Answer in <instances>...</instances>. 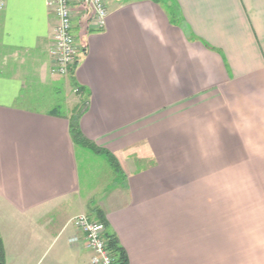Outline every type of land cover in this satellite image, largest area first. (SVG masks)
Instances as JSON below:
<instances>
[{
  "label": "crops",
  "instance_id": "crops-1",
  "mask_svg": "<svg viewBox=\"0 0 264 264\" xmlns=\"http://www.w3.org/2000/svg\"><path fill=\"white\" fill-rule=\"evenodd\" d=\"M51 1L0 0L5 264H91L71 220L96 209L129 264H264V0H105L102 31L71 0L66 77Z\"/></svg>",
  "mask_w": 264,
  "mask_h": 264
},
{
  "label": "built area",
  "instance_id": "built-area-1",
  "mask_svg": "<svg viewBox=\"0 0 264 264\" xmlns=\"http://www.w3.org/2000/svg\"><path fill=\"white\" fill-rule=\"evenodd\" d=\"M84 11L82 23L86 28L102 31L107 22L108 9L105 0H76ZM58 25L54 31L49 50L53 62V71L59 76H68L77 53V40L73 35V8L71 0H52ZM71 224L82 233L85 247L91 253V264H117L107 247L106 227L103 223L91 220L80 214L71 220Z\"/></svg>",
  "mask_w": 264,
  "mask_h": 264
},
{
  "label": "trees",
  "instance_id": "trees-1",
  "mask_svg": "<svg viewBox=\"0 0 264 264\" xmlns=\"http://www.w3.org/2000/svg\"><path fill=\"white\" fill-rule=\"evenodd\" d=\"M155 2H158V0H153ZM71 135L74 144L77 147L88 149L89 151L95 153V154H101L108 158L110 163L116 168L119 169L118 164L113 157L112 154H110L108 151H105L104 149L99 148L96 146L93 142L88 140L79 130L77 126H72L71 128ZM96 214V222L103 223L106 227L105 232V238L107 240V247L112 256L115 259V262L117 264H129L128 263V257L126 255V252L124 251L123 247L120 245L118 238L116 235L108 232V224L106 219L104 218L103 213L100 210H95ZM0 264H5V252L3 248L2 241L0 240Z\"/></svg>",
  "mask_w": 264,
  "mask_h": 264
},
{
  "label": "rangeland",
  "instance_id": "rangeland-1",
  "mask_svg": "<svg viewBox=\"0 0 264 264\" xmlns=\"http://www.w3.org/2000/svg\"><path fill=\"white\" fill-rule=\"evenodd\" d=\"M47 92L44 93V95H42L43 97H41V101L42 104L41 105H37L35 106L36 108L39 109H46L50 106V103H54V101H61L62 99L60 97L56 98H52L49 99L47 98ZM91 155V157H95L91 152H87ZM94 161L95 158H92ZM81 168H83V163L81 162ZM81 179H82V183H83V188H85V190L89 189V190H100L99 188V182L104 180V176L102 173H81ZM100 180V181H99ZM101 186V185H100ZM85 194V191H84ZM94 196H97V194H95ZM96 199V197H94Z\"/></svg>",
  "mask_w": 264,
  "mask_h": 264
}]
</instances>
